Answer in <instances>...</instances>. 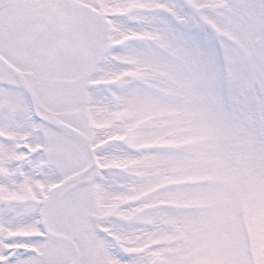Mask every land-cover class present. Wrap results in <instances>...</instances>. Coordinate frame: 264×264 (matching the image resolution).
Returning a JSON list of instances; mask_svg holds the SVG:
<instances>
[{
    "label": "snow or ice",
    "instance_id": "snow-or-ice-1",
    "mask_svg": "<svg viewBox=\"0 0 264 264\" xmlns=\"http://www.w3.org/2000/svg\"><path fill=\"white\" fill-rule=\"evenodd\" d=\"M0 264H264V0H0Z\"/></svg>",
    "mask_w": 264,
    "mask_h": 264
}]
</instances>
